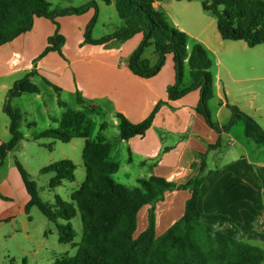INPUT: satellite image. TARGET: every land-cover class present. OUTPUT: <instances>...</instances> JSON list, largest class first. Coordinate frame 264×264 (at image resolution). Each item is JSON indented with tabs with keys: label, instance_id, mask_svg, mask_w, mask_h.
Segmentation results:
<instances>
[{
	"label": "trees",
	"instance_id": "trees-1",
	"mask_svg": "<svg viewBox=\"0 0 264 264\" xmlns=\"http://www.w3.org/2000/svg\"><path fill=\"white\" fill-rule=\"evenodd\" d=\"M82 8L52 10L47 0H0V46L29 32L35 18H48L58 30L48 39V46L42 53L43 58L50 52L62 55L66 38L60 33L56 18L59 16H79L98 2L114 3L124 26L114 35L100 40H92L86 34V42L93 45H105L113 42H126L137 34L143 35V41L128 60L129 70L136 76L149 79L156 76L166 63L167 56H174L176 84L168 89L169 100L182 98L190 92L199 90L200 102L196 108L207 124L217 132L221 128L212 120L210 102L215 97L213 61L207 49L200 43L189 48V36L179 29L171 27L166 14L154 7L162 0H90ZM191 1V0H177ZM205 12L217 20L218 31L227 41H244L250 48L264 46V1L263 0H201ZM91 25L88 27L90 30ZM153 47L156 63L144 58L145 49ZM190 69L192 85L181 89L185 67ZM36 73L31 72L14 84L8 92L4 113L8 116L11 139L0 144V169L7 157L23 141L21 129L23 116L20 109L13 108L10 101L24 94L40 95L41 88L34 83ZM54 90L61 108L67 105L60 100L62 90L43 79ZM164 102L159 103L147 119L141 123H132L125 115L118 113L119 137L129 141L135 137H144L153 126L155 117ZM79 108L67 109L60 119H56L58 128L47 129L34 136L35 141L54 139L70 143L75 139H84L82 159L86 169V180L72 193L67 202L56 196V203L45 202L39 195L37 183L31 178L24 166L16 160V168L21 176L29 202L25 213L30 214L37 207L42 214L54 223L58 230L60 244H74L75 256H61L54 264H263L264 249L227 234L212 229L207 219L228 222L236 229L240 225L226 216L204 215L199 207L201 187L205 182L207 169L206 154L200 155L199 175L183 184L170 182L165 178L152 176L140 179L139 187L127 189L113 178L120 170V164L112 154L113 145L104 136L91 140L92 117L98 113L95 105L87 104L77 93ZM232 120L225 127L230 130L237 121L245 124L246 137L258 146H264V130L249 115L236 106H230ZM30 127L34 123L29 124ZM103 124L101 129L104 130ZM44 146V145H43ZM46 146V145H45ZM222 146L221 139L209 150ZM196 167V163L193 164ZM77 166L71 160H62L41 169V174H52L49 189L55 190L64 181L76 180ZM208 174H211L209 172ZM189 190L190 199L186 202L184 215L163 235L157 236L156 207L164 201L168 192ZM261 205L264 206V180L261 179ZM148 207V226L138 237V220L141 210ZM80 217L82 234L80 243L73 220ZM11 219L4 221L9 222ZM14 264V261H11Z\"/></svg>",
	"mask_w": 264,
	"mask_h": 264
},
{
	"label": "crops",
	"instance_id": "crops-1",
	"mask_svg": "<svg viewBox=\"0 0 264 264\" xmlns=\"http://www.w3.org/2000/svg\"><path fill=\"white\" fill-rule=\"evenodd\" d=\"M163 1L167 0L156 2L154 7L156 9L164 7ZM90 2L88 0L86 4ZM99 3L103 2H98L97 10L91 7L84 14L74 16L83 18L87 16L84 21L87 28L95 14L101 10ZM107 5L111 6L114 3ZM200 14V19L195 21V26L190 28L182 26L173 18L171 19L179 30L185 32L193 40V44H202L213 61L215 97L210 103L215 104V112L209 107L212 118L216 119L215 124L221 128L220 132L212 129L205 118L197 113L196 108L201 99L199 90L190 92L178 100H169L168 89L174 86L177 81L173 55H168L161 71L149 79L134 75L127 64L129 58L142 43V34H137L129 40H135V45L127 47V43H124L119 47V50H116L117 47H110L113 46V43H111L112 45H93L81 37L76 42L75 52L67 56L68 38L65 37L66 33L59 20L67 22V18L73 16H59L56 18V22L60 27L59 31L61 29L66 38L62 55L58 52H50L43 57V62H36L38 53L41 54L45 51L48 39L58 30V26L53 21L44 17L35 18L29 32L3 45L9 46V49H0V53L3 54L0 57V67L4 69L0 71V80H5L0 86V118L2 119L0 122V144L7 143L11 139L10 121H5L4 115H7L3 109L8 92L19 81L11 80V78L20 72L26 75L31 72L36 73V77L40 81L43 82V79H46L59 87L62 93L74 95L76 102L77 93H80L87 104L97 106L98 112L102 109L101 105L108 106L116 127L119 124L116 118L118 113L125 115L132 123L137 124L147 119L155 107L164 102L165 104L155 117L153 126L144 137L120 141L128 148L129 164L133 165L138 160L142 167L151 165L153 172H149L145 178L162 177L179 185L199 174V156L206 154L207 169L199 198L200 210L207 216L229 217L240 227L236 229L228 222L216 219H207L206 223L214 230L264 249V206L261 205L260 197L261 179L264 180V146H258L253 140H251L252 143L236 144L234 138L231 137V129L225 130L227 124L224 122V119L231 122L233 117L229 105L236 106L251 116L264 130V88L255 89L252 84L256 81H264V74L256 73L258 64L264 65V49H260L264 46L250 48L244 41L223 40L218 31L217 20L215 21L205 11ZM123 26L124 23L119 25L118 29ZM7 50L11 51L15 59L10 57ZM24 54L29 57V60H23ZM45 57L47 58L46 66L44 65ZM231 60H234L238 69L249 66L253 73L233 72L230 66ZM156 61L157 57L153 55V63ZM191 85L192 80L190 85L185 88ZM165 136L171 139L170 142L165 140ZM224 137L226 138L225 145H229L227 152L221 151L223 143L220 148L209 150V146L216 145L219 139L224 141ZM104 138L107 140L105 136ZM118 139H120L119 131ZM232 146L236 148L231 149ZM219 154L226 162L211 168L209 166L210 159ZM194 163H196V167H193ZM209 172L211 174H208ZM1 188L0 183V191ZM6 188L9 189L8 193L10 194L1 192L0 228L3 224L12 225L15 223L13 198L14 194L21 192L20 185H14V181L10 177H8ZM181 193L185 195L179 196ZM190 197L189 190L166 194L164 201L156 207L157 236L163 235L183 217L186 202ZM21 199L20 212L25 213L24 209L29 202V195L21 196ZM176 200H180L183 205L181 213L179 210V215H181L179 218L174 216ZM148 209L145 207L141 210V212L145 210L147 218ZM28 218L31 221V217ZM9 219H11L9 222H4ZM162 226H165L166 231L163 234H158V229Z\"/></svg>",
	"mask_w": 264,
	"mask_h": 264
},
{
	"label": "rangeland",
	"instance_id": "rangeland-1",
	"mask_svg": "<svg viewBox=\"0 0 264 264\" xmlns=\"http://www.w3.org/2000/svg\"><path fill=\"white\" fill-rule=\"evenodd\" d=\"M51 4L52 10H64L68 8H82L85 7L88 0H47ZM264 1V0H263ZM164 7L157 9L163 11L166 14L168 23L171 27L178 29L171 18L177 20L182 26L190 28L195 26V21L200 19V13L204 11L202 7L201 0L187 1H173L167 0L163 1ZM174 3V4H170ZM101 10L95 14L90 25L91 28L88 30V26L84 25V18L75 17L67 18V22L59 20L66 36L60 32L63 36L68 38V49L67 56L75 52L76 42L84 37L86 40L87 32L90 33L92 40H99L107 36L114 35L120 29L119 25H122L123 21L118 16L114 5H107L104 3H99ZM209 14V13H208ZM215 21L216 18L209 14ZM62 23V24H61ZM121 23V24H120ZM183 32V31H182ZM185 33V32H184ZM129 41V40H127ZM113 42V46L119 47L124 43H127V47L135 45V40L129 42ZM112 45V44H111ZM193 45V40L189 38V48ZM3 47V48H2ZM0 49H9V46H0ZM264 49V48H260ZM12 58L10 50H7ZM3 54L0 53V57ZM42 53H38L36 62H43L44 58H40ZM154 48L149 47L145 49L143 57L151 59L153 62ZM249 56H252L248 54ZM248 55H246L248 57ZM14 58V57H13ZM46 58V57H45ZM15 59V58H14ZM29 60V57L23 55V60ZM46 61V62H45ZM18 62V61H17ZM21 62V61H19ZM45 66L47 65V58L44 60ZM231 68L233 72L237 73H253L250 67H244L238 69L235 65L234 60H231ZM257 74H264V65L258 64ZM0 67V71H2ZM215 71V67H212V72ZM26 76L25 73L20 72L14 75L11 80H21ZM10 80V82H11ZM5 80H0V86ZM9 82V80H8ZM34 83L41 88L40 95L24 94L20 98H15L10 101L13 108L20 109L23 122L21 124L20 131L22 132L24 139L20 143L19 147L12 152L6 159L5 164L0 170L1 179V192L4 194L8 193L9 189L6 188V183L8 177L14 181V185H20L21 192L14 194V216L16 217L15 223L12 225L3 224L0 228V264H11V260H14V264H54L55 260L61 256H75L77 248L74 244H60L59 235L57 227L54 223H51L37 208L33 207L30 211L29 216L22 211L20 212V204L22 203V197H25L26 190L23 186L21 176L16 168V160H18L27 172L30 174L31 178L37 183L39 195L45 202L50 204L56 203V196L61 197L63 200L69 202L73 192L77 191L86 180V169L82 159L83 148L85 146L84 139H75L70 143H63L59 140L54 139H42L40 141H35L34 136L50 128H58V124L55 122L56 119H60L63 113L67 109H77L78 105L76 102V97L69 93H61L60 100L67 105V108H61L58 104V96L55 94L54 90L47 87V85L40 81L38 77H34ZM52 83V82H51ZM191 83L190 69L188 66L185 67L184 79L181 84V89L189 86ZM54 84V83H53ZM255 89L264 88V81L252 82ZM1 94V93H0ZM213 112H215V104L210 103L209 105ZM101 111L92 117L93 127L91 130V140H97L99 135H103L107 138V141L113 145L115 149L113 153V158L120 164V171L113 176L114 180L127 189L138 188L140 179L148 176L149 172H153L152 166L142 167L138 160L133 165L129 164V152L128 148L122 144L120 139H118V127L114 126L113 118L110 115L111 109L106 105H101ZM107 108V109H106ZM212 113V112H211ZM1 114V113H0ZM5 121L9 118L5 116ZM215 122V118H212ZM0 122L2 119L0 118ZM225 124H230V121L224 119ZM229 122V123H227ZM34 123V126L30 127L29 124ZM107 124L104 131L101 130V125ZM232 138L236 144L251 142V139L246 137L245 134V124L243 121H237L233 126H231ZM104 133V134H103ZM165 140L170 142V138L165 136ZM223 146L221 151L227 152L229 145L226 146V138L222 141ZM44 145V146H43ZM46 145V146H45ZM236 147L232 146L231 149ZM62 160H71L76 166V180L74 182L64 181L63 184L55 190L49 189L50 179L53 177L52 174L43 175L41 174V169L47 167L51 164ZM226 162L222 158V155H214L209 161V166L215 168L216 165H222ZM199 175V174H197ZM196 175V176H197ZM195 177V176H194ZM5 188V189H4ZM185 195L184 193L179 194V196ZM174 216L176 218L180 217L181 210H183V205H181L180 200L174 202ZM163 205V204H162ZM18 208V209H17ZM180 210V213H179ZM73 226L78 233L75 239V243H80L82 226L80 217L73 220ZM148 225L147 213L143 210L139 215L138 229L136 236L138 237ZM166 231L165 226L158 229V234H163ZM264 264V263H263Z\"/></svg>",
	"mask_w": 264,
	"mask_h": 264
}]
</instances>
